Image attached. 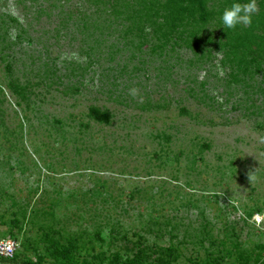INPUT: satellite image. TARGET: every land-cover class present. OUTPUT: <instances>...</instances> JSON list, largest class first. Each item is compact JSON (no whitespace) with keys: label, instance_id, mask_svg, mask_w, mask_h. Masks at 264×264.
Masks as SVG:
<instances>
[{"label":"rangeland","instance_id":"1","mask_svg":"<svg viewBox=\"0 0 264 264\" xmlns=\"http://www.w3.org/2000/svg\"><path fill=\"white\" fill-rule=\"evenodd\" d=\"M120 1L0 0V241L40 264L63 261L49 241L70 264H264V60L232 79L214 24L159 46Z\"/></svg>","mask_w":264,"mask_h":264},{"label":"trees","instance_id":"2","mask_svg":"<svg viewBox=\"0 0 264 264\" xmlns=\"http://www.w3.org/2000/svg\"><path fill=\"white\" fill-rule=\"evenodd\" d=\"M210 0H121L123 9H116V3L112 6L116 12L120 13L131 8V13L126 15L129 24L126 31L132 29L143 30L150 28L153 35L159 41V46H164L172 40V44L178 41L190 48H194L199 41L206 38L203 30L207 26L218 27L220 34L216 44L222 49L220 63H229L232 79L237 80L238 75L245 76L256 72L260 68V63L264 60V0H260V9L253 17L251 27L244 28L238 26L235 30H223L219 22L221 12L229 7L233 0H217V5L209 4ZM246 2V0H241ZM118 6V5H117ZM134 6V7H132ZM211 33L213 29L210 30ZM208 37V35H207ZM144 38V37H143ZM209 42V39L205 40ZM94 119L106 121L107 117L99 109L93 108L91 111ZM73 244L59 245L52 241L46 250H50L53 255H61L63 261L59 264H70L72 261ZM165 255H170V248H164ZM143 249H139L132 258H126L122 264H143L140 263V256L144 255ZM0 264H40V262L26 259L18 261L17 255L10 259L0 257ZM156 264H165L158 260Z\"/></svg>","mask_w":264,"mask_h":264},{"label":"clouds","instance_id":"3","mask_svg":"<svg viewBox=\"0 0 264 264\" xmlns=\"http://www.w3.org/2000/svg\"><path fill=\"white\" fill-rule=\"evenodd\" d=\"M257 0H233L229 7H226L220 14L219 22L223 30H235L238 26L248 28L252 26L253 17L257 13ZM129 95L137 97L135 88L129 89ZM142 100L143 98L140 97Z\"/></svg>","mask_w":264,"mask_h":264},{"label":"built area","instance_id":"4","mask_svg":"<svg viewBox=\"0 0 264 264\" xmlns=\"http://www.w3.org/2000/svg\"><path fill=\"white\" fill-rule=\"evenodd\" d=\"M16 243L11 240L0 241V257L10 259L15 255Z\"/></svg>","mask_w":264,"mask_h":264}]
</instances>
